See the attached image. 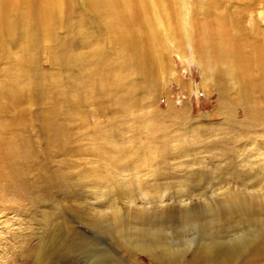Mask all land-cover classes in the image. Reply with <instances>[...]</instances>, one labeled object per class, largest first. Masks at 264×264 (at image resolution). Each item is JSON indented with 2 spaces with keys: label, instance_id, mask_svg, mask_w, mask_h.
I'll list each match as a JSON object with an SVG mask.
<instances>
[{
  "label": "rangeland",
  "instance_id": "1",
  "mask_svg": "<svg viewBox=\"0 0 264 264\" xmlns=\"http://www.w3.org/2000/svg\"><path fill=\"white\" fill-rule=\"evenodd\" d=\"M195 3L196 0H177V11L186 23L193 17H200L193 11ZM231 3L237 15L245 17L243 28H264V0H231ZM82 4L77 3L76 7L81 9L85 2ZM69 23L68 30L63 28V24H53V33L42 25L44 28L34 32L28 41L26 36H21L24 30L20 28L0 41V96L10 89V79L20 86L29 78L33 80L26 90L28 101L17 107L20 117L15 111L0 113L1 127L10 130L21 118L25 126L13 129L12 134L18 141L19 137H26L23 141L33 142L36 148V161L27 160L22 166L24 172L30 170L26 175L32 184L29 195L23 193L26 197H22L19 190L9 189L7 176L0 175V264H32L28 250H35L40 240L49 239L58 229L68 240L75 239V245L67 254L52 253L47 264H83L92 254L106 247L114 251L112 238L109 239L104 228L90 223L106 207L105 204L100 206L99 202L111 195L112 190L113 195L116 189L131 187L130 183L133 188L139 186L141 190L135 193L139 194L135 196L136 205L133 203L132 207L142 209L143 198L176 191L179 179L184 177L193 180L204 172L212 178L221 174L222 181H233L238 176V169L243 173L239 157L245 153L254 158L257 156L254 152L264 148V140L261 143L252 135L254 128L243 123L248 120L244 119V109L237 101L240 94L232 85L228 91H221L213 76L204 75L189 44L182 45L175 40L167 43L162 54L153 50L157 64L153 81L142 80L144 74L139 75L133 63L126 66L122 74L130 79L128 85L133 89L126 96H121L101 89V84H97L111 78L108 70L104 69L106 65L113 68L117 64L120 69L116 48L108 40V36L113 34H106L105 40L98 38V27L84 30V17L80 15L69 18ZM99 46L106 47L107 54L89 57ZM64 51L75 55L76 61L71 65L67 63L62 70L53 55ZM57 77L67 85L66 95L73 96L65 111L62 110L65 100L58 102V99L51 98L56 95L51 87L58 88ZM74 87L78 90H72ZM6 96L9 98L10 95ZM24 107L28 117L22 112ZM55 110L61 113L56 111L52 114H59V117L62 114L61 123L57 126L61 132L50 134L46 127L50 118L46 119V113ZM240 123L244 124L241 128ZM55 135L66 155L59 152L57 142L50 145ZM228 135L241 138L233 143L226 141ZM30 138L32 140L29 141ZM47 149L48 154L45 153ZM58 173L64 176L59 185L53 177ZM217 182L212 181L209 185L214 188L218 186ZM189 185L194 188L192 192L197 190L192 193L194 198H199L200 190L205 191L203 187H210L199 182ZM116 196V201L122 202L121 206L129 207L130 203L124 196L120 198L122 195L118 192ZM172 197H177V194ZM173 203L171 198L164 203H149L147 210L159 211ZM46 213L54 214L52 226H45L42 221ZM155 214L150 215L153 220ZM67 226L69 229L66 230ZM138 260L151 263L147 256L141 254Z\"/></svg>",
  "mask_w": 264,
  "mask_h": 264
},
{
  "label": "bare ground",
  "instance_id": "2",
  "mask_svg": "<svg viewBox=\"0 0 264 264\" xmlns=\"http://www.w3.org/2000/svg\"><path fill=\"white\" fill-rule=\"evenodd\" d=\"M204 1L196 0L193 9L200 17H193L186 23L177 11V0H0V41L10 33L18 32L20 28L24 30L21 31V36H26L27 41L42 25L49 33H53V24H63V28L68 30L69 18L80 15L84 17V30L98 27V38L105 40L106 34H113L107 36L111 45L116 48L120 69L117 64L113 68L106 65L104 69L108 70V77L111 78L107 82L100 80L97 84H101V89L117 92L121 96H126L131 88L133 89L128 85L130 79L122 74L126 66L129 67V64L133 63L137 73L141 76L144 74L143 78L139 76L142 80L153 81L155 72L157 73L153 50L162 54L167 48V43L175 40L182 45L187 43L194 55L196 54L198 59H195L203 74L213 76L215 85L221 91H228L232 85L241 95L237 101L244 109V119L249 122L243 123L254 128L253 133H250L261 142L264 140V28H243L242 20L245 17L237 15L231 0H207L203 4ZM82 2L85 4H82L81 9L77 8L76 4ZM59 17L62 20H59ZM106 50V47L99 46L89 57L103 56L107 54ZM65 51L63 54L53 55L55 63H58L59 69L62 70L66 68L67 63L71 65V62L76 61L75 55ZM57 78L58 88L51 87L56 95L51 98L58 99V102L65 100V107L62 109L65 111L71 105L70 99L73 96L66 95L67 85H63V80ZM32 81L29 78L20 86L10 79V89H7L4 96H0V113L15 111L20 117L17 107L28 101L25 95H29L26 90ZM75 89L78 90V87L72 90ZM6 95H10L9 98ZM7 99L8 102H5ZM75 99L74 96V101ZM26 111L25 107L22 108V112L28 117ZM56 111L61 113L60 110L46 113V119L50 118L46 122L50 134L53 131L57 134L61 132V128L57 126L61 123L62 114L60 117L59 114H52ZM241 125L242 123L240 128L243 126ZM22 126L25 124L21 118L10 130L2 128L0 124V175L7 176L9 189L19 190L22 197H26L31 189V183L26 176L30 170L26 167L24 172L22 166L27 160L36 161V148L33 142L23 141L26 137H19L18 141L17 136L12 134L13 129ZM56 136L52 141L49 140L50 145H55L58 138ZM225 139L233 143L238 140L237 137L231 138L229 135ZM57 148L61 154L66 155L60 143ZM45 153H49L48 149ZM254 153L257 155L254 158L245 153L239 157L243 173L238 169V176L233 181H222L221 174L212 178L204 175V172L197 174L193 180L184 177L179 179V188H176V191L168 195L162 192L153 198H143L142 209L132 207L137 201L135 196L139 194L135 193L141 190L138 189L139 186L133 188L132 183L127 182L131 187L128 185L123 189L119 188V191L116 189L122 195L120 198L124 196L127 200L125 201L130 203L128 208L121 206L122 202L116 201L117 192L112 195V190L111 195L99 202L100 206L105 204L106 207L103 208L109 210L102 208L99 214L96 212L98 216L91 219L90 223L104 228L109 239L112 238L115 250L111 251L106 247L101 252L92 254L83 264H146L138 260L140 254L147 256L150 264H264V148ZM61 175L63 174L58 173L53 176L57 185L60 184L59 180L64 178ZM212 181H218V186L211 187L209 184ZM191 182L206 183L210 187H203L205 191L200 190L199 198H194L192 193L197 190L192 192L193 186L189 185ZM174 194H177V197H172ZM170 198L174 200L173 205L159 211L147 210L149 203H164ZM154 213L156 214L153 220L150 215ZM53 217V213H46V218L42 219L44 225L52 226ZM67 228L68 226L66 230ZM58 230H55L49 239L40 240L35 250L27 249L32 264H47L52 253L64 255L70 252V248L75 245V239L68 240Z\"/></svg>",
  "mask_w": 264,
  "mask_h": 264
}]
</instances>
